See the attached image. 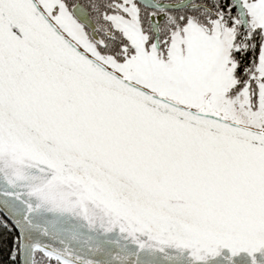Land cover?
Returning a JSON list of instances; mask_svg holds the SVG:
<instances>
[{
    "label": "snow or ice",
    "instance_id": "1",
    "mask_svg": "<svg viewBox=\"0 0 264 264\" xmlns=\"http://www.w3.org/2000/svg\"><path fill=\"white\" fill-rule=\"evenodd\" d=\"M0 264H264V0H0Z\"/></svg>",
    "mask_w": 264,
    "mask_h": 264
}]
</instances>
